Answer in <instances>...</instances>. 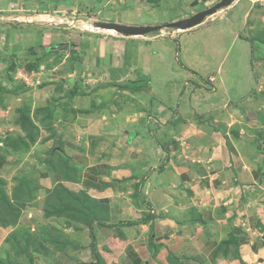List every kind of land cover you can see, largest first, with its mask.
<instances>
[{
  "label": "crops",
  "instance_id": "0c3cea01",
  "mask_svg": "<svg viewBox=\"0 0 264 264\" xmlns=\"http://www.w3.org/2000/svg\"><path fill=\"white\" fill-rule=\"evenodd\" d=\"M262 1L241 0L242 26L226 24L231 45L210 57L229 56L235 47L245 62L243 76L236 62L234 73L225 78L228 69L199 61L189 68L206 75L212 68L215 77L218 73L214 90L202 81L211 80L206 78L165 89L150 87L152 67L147 63L164 53L144 52L143 70L120 64L122 83L127 78L132 82L120 87L126 103L109 101L112 87H100L105 90L99 94L102 108L84 115L90 121L82 124L86 130L77 124L63 147L57 146L66 158L55 152L43 164L30 153L28 159L37 167L23 173L24 181L35 186H28L29 194L44 196L56 189L53 208L69 194L87 198L78 218L84 221L81 228L50 217L64 234L55 239L62 250L47 264H264V61L255 51L257 44L239 37L240 27L248 36L259 32L264 50ZM253 65L257 75L252 78ZM179 71L181 80L190 76ZM135 76L139 81H133ZM145 88L160 91L166 107L160 102L153 107L154 94L148 98L140 92ZM0 112L6 119L1 107ZM81 134L92 140L78 142ZM4 146L0 142L3 151ZM18 158L0 151V176L8 180L17 172L12 168ZM31 161L21 159L20 165ZM19 213L27 220L21 219V225L31 224L40 237V216ZM12 218L6 212L0 215V255Z\"/></svg>",
  "mask_w": 264,
  "mask_h": 264
},
{
  "label": "rangeland",
  "instance_id": "374dc122",
  "mask_svg": "<svg viewBox=\"0 0 264 264\" xmlns=\"http://www.w3.org/2000/svg\"><path fill=\"white\" fill-rule=\"evenodd\" d=\"M193 1L0 0V107L6 117H0V142L5 144L4 151L1 148L0 151L10 159L14 155L20 157L12 168L17 172L8 180L0 176V215L6 212L13 217L10 225L12 231L1 247L5 251L1 249L4 252L0 255V264H47L50 258L54 261V256L57 257L63 248L61 245L57 247L55 239L63 236L64 231L61 228L57 230V225L50 222L53 215L61 217L69 228H81L84 224L78 218L87 204L86 197L69 194L58 200L57 208H53L56 189L49 190L44 196H41L44 193L29 194V188L34 190L35 186L24 181L23 173L30 167H37L35 161L28 159L30 153L41 163L50 162L55 152L62 155L61 158H66L64 153L57 151V146L63 147V142L70 134L73 135L72 129L77 124L83 131L86 130L82 124L88 125L90 121L84 115L102 108L99 107V94L105 90L100 87H112L109 101L126 103L124 90H120V87L132 82L127 78L128 83H122L120 64L123 65V61L141 71L146 62L141 57L142 53L163 52V58L153 59L147 66L152 67L150 87L160 86L164 89L171 83L180 82L183 86L206 78L211 80L202 81L209 90H214L215 82L219 80L218 73L215 77V73H210L213 69L209 68L208 76L203 71L189 68L199 66V61L210 60L208 67L217 68L219 65L224 71L228 69L226 76L221 75L225 78L234 73L233 65L236 62L241 66V75L245 62L242 64L236 56L235 47L229 56L220 55L222 63L221 57L210 58L212 51L223 53L231 45L230 35H225L229 32L226 24L242 26L241 0H233L232 4L222 7L194 27H166L170 22L189 17L221 0H199L198 4L192 5ZM261 3L263 8V1ZM97 21L165 26L146 35L125 36L112 29L94 26ZM240 29V33H243H239L240 38L249 39L258 45L257 48H262L258 44L263 38L259 37V32L248 36L245 28ZM151 39H154L153 43ZM148 41L151 45L145 47ZM260 43L264 44V41ZM259 49L255 51L261 54L260 60L264 61V50ZM254 66L252 78L256 73ZM179 70L187 71L190 76L181 80ZM139 79L135 76L133 81ZM145 86L149 85L142 84V87ZM140 92L146 97L154 94L151 97L153 107L157 102L166 107L163 96L160 99V91L155 88H145ZM125 94H129V91ZM91 140V136L81 134L78 142ZM21 159L31 162L21 166ZM21 210L40 216L38 220L43 221L42 225L39 224L42 227L40 237H37V231L31 224L21 225V219L27 221L26 216H20ZM41 239L48 241V245L42 246ZM5 252H8L7 257Z\"/></svg>",
  "mask_w": 264,
  "mask_h": 264
},
{
  "label": "water",
  "instance_id": "95a60500",
  "mask_svg": "<svg viewBox=\"0 0 264 264\" xmlns=\"http://www.w3.org/2000/svg\"><path fill=\"white\" fill-rule=\"evenodd\" d=\"M198 3L199 0H194L192 5H196ZM232 3L233 0H221L217 4L209 8H204L189 17L170 22L166 25V27H174L179 29H188L194 27L202 23L204 19L209 15L216 13L222 7L230 5ZM94 26L104 29H114L117 33L124 35H146L151 32L159 31L165 25H131L118 22L97 21L94 23Z\"/></svg>",
  "mask_w": 264,
  "mask_h": 264
},
{
  "label": "bare ground",
  "instance_id": "6f19581e",
  "mask_svg": "<svg viewBox=\"0 0 264 264\" xmlns=\"http://www.w3.org/2000/svg\"><path fill=\"white\" fill-rule=\"evenodd\" d=\"M212 15H213V14H212ZM209 16H210V15H209ZM209 16H208V17H209ZM102 29H104V28H102ZM106 30H108V29H106ZM109 30H111V29H109ZM112 30H114V29H112ZM122 35H124V34H122ZM125 36H127V35H125ZM131 36H134V35H131Z\"/></svg>",
  "mask_w": 264,
  "mask_h": 264
},
{
  "label": "clouds",
  "instance_id": "9594fccd",
  "mask_svg": "<svg viewBox=\"0 0 264 264\" xmlns=\"http://www.w3.org/2000/svg\"><path fill=\"white\" fill-rule=\"evenodd\" d=\"M136 36H138V35H136ZM140 36V35H139Z\"/></svg>",
  "mask_w": 264,
  "mask_h": 264
},
{
  "label": "flooded vegetation",
  "instance_id": "af4514ba",
  "mask_svg": "<svg viewBox=\"0 0 264 264\" xmlns=\"http://www.w3.org/2000/svg\"><path fill=\"white\" fill-rule=\"evenodd\" d=\"M198 12V11H197ZM193 15V14H192Z\"/></svg>",
  "mask_w": 264,
  "mask_h": 264
}]
</instances>
